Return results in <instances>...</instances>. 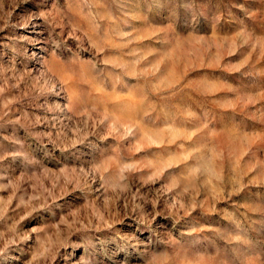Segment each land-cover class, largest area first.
Masks as SVG:
<instances>
[{
    "label": "rangeland",
    "instance_id": "1",
    "mask_svg": "<svg viewBox=\"0 0 264 264\" xmlns=\"http://www.w3.org/2000/svg\"><path fill=\"white\" fill-rule=\"evenodd\" d=\"M0 264H264V0H0Z\"/></svg>",
    "mask_w": 264,
    "mask_h": 264
}]
</instances>
